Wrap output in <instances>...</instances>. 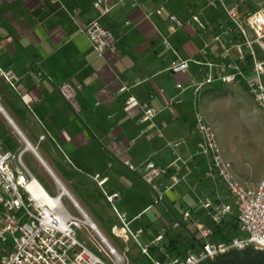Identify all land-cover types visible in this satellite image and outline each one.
Instances as JSON below:
<instances>
[{
    "label": "crops",
    "instance_id": "0c3cea01",
    "mask_svg": "<svg viewBox=\"0 0 264 264\" xmlns=\"http://www.w3.org/2000/svg\"><path fill=\"white\" fill-rule=\"evenodd\" d=\"M96 1L0 0V69L18 76L11 85L0 73V117L22 138L24 154L38 163L41 184L50 193L63 191L64 206L68 209L65 201L72 203L88 217L91 207L99 209V197L110 205L105 193L118 192L114 204L126 212L134 230L140 225L133 223L150 203L137 204L143 180L123 159L167 166L177 155L187 158V176L198 191L195 198H213L215 189L224 197V184L210 180L205 158L195 154L198 134L186 116L193 117L194 101L204 111L206 91L215 88V82L207 84L194 95L205 68L200 62H236L231 53V58L225 54L236 34H222L228 23L219 6L209 0H100L96 7ZM169 14L189 22L171 30ZM92 20L114 37L113 48L103 56L80 31ZM175 59H188V68L168 70ZM129 97L134 100L127 103ZM189 105L192 110L187 112ZM144 106L155 110L151 120L143 119ZM233 171L248 186L264 175L253 182ZM173 172L170 166L168 174L158 178L159 185L170 183ZM102 178L106 180L100 185ZM149 191L153 194L150 186ZM192 217L212 227L200 208L193 209ZM231 220L236 222L234 216L226 221ZM191 224L183 221L172 228L189 237L186 246L199 239ZM168 236L169 245L174 239Z\"/></svg>",
    "mask_w": 264,
    "mask_h": 264
},
{
    "label": "built area",
    "instance_id": "2783aa9c",
    "mask_svg": "<svg viewBox=\"0 0 264 264\" xmlns=\"http://www.w3.org/2000/svg\"><path fill=\"white\" fill-rule=\"evenodd\" d=\"M244 2L245 0H209V3H216L219 6L228 23L222 34H229L231 30L236 34V40L225 48L226 56L231 58L230 50L234 48L237 59L245 63L246 67L251 63V68L247 70L232 59L220 64L200 62L205 68L202 70V79L195 83L193 93L197 95L204 85L217 81L236 82L242 79L264 115V81H262L264 59H257L254 50L256 45L264 54V6L256 9L243 8ZM99 3L100 0H97L94 4L99 7ZM100 10L104 12L106 9L100 8ZM160 11V9L156 10L158 13ZM191 19L203 27L197 15H192ZM168 20L171 30H176L189 22V20H181L174 14H169ZM80 31L98 56H103L106 50L114 46L111 31L102 26L98 20L84 24L80 27ZM214 39L219 41V36ZM188 66V59H175L170 62L168 70L182 72ZM224 69H228V72H223ZM250 72L254 78L249 77ZM0 73L11 85L18 80V76L12 70L0 69ZM133 100V97H129L126 102L130 103ZM142 111L144 120H151L155 115V110L151 107L144 106ZM193 117L198 134L195 154L205 158L207 164L205 174L212 182L223 183L226 196L233 201V204L228 202L217 189L213 198L196 194L194 205L184 210L180 219L173 221L172 228L180 227L183 221L195 225L199 237V243L195 248L171 254L168 243L159 245L166 238L168 231L164 225L157 228L149 242L139 241V236L143 235L145 230L142 227L135 230L130 227L126 212L119 210L114 204L119 193L104 192L119 223L111 227L112 232L121 237L125 243L132 239L140 248V252L147 256H149V245L151 243L154 246L158 245L159 251L164 253L163 260L154 259L153 264H208L229 256L232 250L239 251L246 248L253 251L264 250V175L255 186H248L239 180L233 171L231 161L225 157L221 149L213 124L196 101H194ZM23 154L24 148L16 150L4 148L0 138V264H111L107 257L103 256L102 249L91 238L85 239L80 236L84 225L88 224L64 206L63 191H57L55 194L47 191L46 196H36L28 188V184L36 177L24 164ZM187 162V158L179 155L167 166L155 165L151 161L135 165L129 159H123V164L129 170L136 172L153 190L155 203L162 199L163 192L173 188L178 181L185 180L191 171ZM170 166L174 168V172L170 175L171 181L161 190L155 180L168 174ZM36 180L38 181L37 178ZM105 180L106 178H102L98 183L101 185ZM38 182L41 184L40 181ZM194 208L203 210L212 227L192 217ZM231 216L236 220L238 233L228 240L214 239L216 226ZM94 232L101 240L104 238L102 242L115 262H122L123 257L111 245L108 238L100 231V235ZM111 248L114 253L111 252Z\"/></svg>",
    "mask_w": 264,
    "mask_h": 264
},
{
    "label": "rangeland",
    "instance_id": "374dc122",
    "mask_svg": "<svg viewBox=\"0 0 264 264\" xmlns=\"http://www.w3.org/2000/svg\"><path fill=\"white\" fill-rule=\"evenodd\" d=\"M261 6H264V0H245L244 4H242L243 8L249 9H256ZM254 50L257 59H264V54L261 53L256 45H254ZM230 53L236 58L238 65L241 67L246 65L237 59V53L234 48L230 50ZM249 64L247 67L245 66L247 70L251 68V63ZM249 75L250 78H254L251 72ZM3 79L5 80L4 77ZM262 81H264V75H262ZM215 86L217 87L216 90L211 89L210 91H206V103L203 112L213 124L222 151L225 157L231 161L238 176L256 182L262 173H264V115H262L254 99L246 89L244 80L240 79L236 82L217 81L215 82ZM192 107L189 105L187 112L192 110ZM186 116L191 124L195 123L194 117L188 114ZM11 131L12 129L9 125L0 117V136L2 133L13 136L19 143L17 149L23 148L22 138L20 136H14ZM22 160L30 172L43 184L40 178L41 170L39 165L30 153H25ZM198 160L202 162L200 156ZM190 178L191 176H187L185 180L178 181L173 188L163 192L162 200L158 203L152 202V199L154 200L155 198V193L153 192L152 194L149 191V185L147 186L146 183L140 181V188L145 194L143 193L140 196L137 204L140 206L145 202H149L150 207L145 209L141 213L140 218L132 225L133 227L136 225H140L143 228L146 227V232L139 236V241L149 242L155 235L156 227L166 220L167 222L165 224L163 223V225L168 230V237L173 236L179 248H184L188 244L189 237L182 234L179 230L172 229L169 225L172 223L174 217L179 219L181 212L196 200L194 191L196 192L197 190L193 187ZM155 183L159 185V180L156 179ZM159 187L161 190L164 188L161 185ZM51 193L55 194L56 192ZM223 196L228 202L233 204L232 199L228 198L226 193ZM64 203L67 204L68 209L70 208V211L74 215L85 221L83 215L72 203H67L66 201ZM97 203L99 204V209L94 210L91 207L88 211L89 217L103 230V235L108 238L111 245L123 257V261L119 263L115 262L114 257L110 254V251L100 237L88 225H84L85 227L81 230L80 236L85 239L91 238L102 249L103 256L107 257L111 264H153L154 259L163 260L164 253L159 251L158 245L154 246L151 243L149 245V256H147L140 252V248L132 239L125 243L121 237L115 235L110 225L112 222L114 225H119V223L110 205L103 197H99ZM189 227L193 232L195 231L197 233L194 225L191 224ZM167 241L168 238L166 237L159 245ZM169 252L175 254V252H171L170 250ZM250 252L252 253V251Z\"/></svg>",
    "mask_w": 264,
    "mask_h": 264
},
{
    "label": "trees",
    "instance_id": "16d2710c",
    "mask_svg": "<svg viewBox=\"0 0 264 264\" xmlns=\"http://www.w3.org/2000/svg\"><path fill=\"white\" fill-rule=\"evenodd\" d=\"M17 58H18V54L15 57V60ZM214 87L215 88H213V89L216 90L217 87L216 86H214ZM0 138H1L2 143H3V147L6 149L16 150L19 147L18 141L13 136L2 133ZM237 233H238V229H237L236 222L234 220L225 221L222 224L216 226V229L213 233V238L214 239L228 240L232 236L236 235ZM198 243H199V239H196L195 242H191L188 246H186L184 248H179L173 240H170L168 248L171 252L180 253V252L186 251L189 248H192V249L195 248ZM249 250L252 251V253ZM239 253L241 256L246 257V256L253 255L255 253V251H253L250 248H246V249L239 250Z\"/></svg>",
    "mask_w": 264,
    "mask_h": 264
},
{
    "label": "water",
    "instance_id": "95a60500",
    "mask_svg": "<svg viewBox=\"0 0 264 264\" xmlns=\"http://www.w3.org/2000/svg\"><path fill=\"white\" fill-rule=\"evenodd\" d=\"M208 264H264V250L257 249L251 256H241L238 250H232L229 256Z\"/></svg>",
    "mask_w": 264,
    "mask_h": 264
},
{
    "label": "bare ground",
    "instance_id": "6f19581e",
    "mask_svg": "<svg viewBox=\"0 0 264 264\" xmlns=\"http://www.w3.org/2000/svg\"><path fill=\"white\" fill-rule=\"evenodd\" d=\"M2 107V106H1ZM4 109V108H3ZM1 110V111H4V110ZM7 117V116H6ZM11 121V120H9ZM29 148V147H28ZM27 148V149H28ZM28 188L31 189L35 194L36 196L38 195H43V196H46V193L47 191L45 190V188L39 184V182L36 180V178H34L29 184H28ZM66 195V194H65ZM77 207V203L76 202H73ZM52 204V203H50ZM83 214V217L85 218V222L94 230L96 231L98 234H99V231H98V228L97 226L94 224L93 221L90 220V218L85 214V213H82ZM100 235V234H99ZM102 238V237H101ZM102 240H104V238H102ZM110 248V247H109ZM111 252L114 253L115 251L111 248Z\"/></svg>",
    "mask_w": 264,
    "mask_h": 264
}]
</instances>
